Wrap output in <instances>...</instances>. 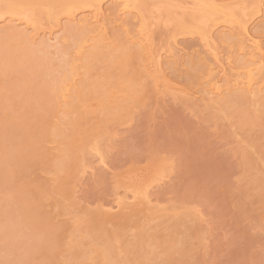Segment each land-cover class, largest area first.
I'll return each instance as SVG.
<instances>
[{
    "label": "rangeland",
    "instance_id": "obj_1",
    "mask_svg": "<svg viewBox=\"0 0 264 264\" xmlns=\"http://www.w3.org/2000/svg\"><path fill=\"white\" fill-rule=\"evenodd\" d=\"M101 1L104 9L113 4L112 0ZM250 1L224 2L235 3L239 9L250 8ZM186 2L189 1L180 4ZM235 6L232 7L237 9ZM148 9L152 11V7ZM152 12L151 22L156 23V11ZM52 16L51 20L45 19L35 10L31 24L44 30L59 15L54 11ZM160 16L159 21L166 19ZM7 21L9 14L0 5V28L9 24ZM159 23L153 30L154 51L163 53L162 57L168 49L178 53L174 62L170 60L173 63L169 64L165 58L162 61L164 71L167 66L164 78L170 83L168 89L153 87L144 74L143 63L133 52L135 49L128 47L125 35L109 26L106 42L109 48L116 42L120 51L115 54L119 55L116 63L109 65L108 61L93 59V70L79 69L75 87L81 82L91 85L94 81L102 87L93 97L84 92L79 99L68 100L76 103L79 112L86 106L83 118L78 113H67L65 106L58 109L60 104L57 106L55 100L45 105L46 108L52 105L53 113L42 111L39 118L31 114L24 116L31 123L29 131L33 134L10 137V141L24 138L30 144L19 158L1 155L8 165L1 162L0 165L3 169L6 166L4 170L8 172L0 177L3 186L0 189V264H14L18 260L23 264H264V105L263 108L258 106L260 103L256 105L258 94L253 97L255 105L252 97L238 98L234 95L236 92L232 93L235 97L232 99H224L225 95L223 99L211 98L217 102L204 98V80L199 69L208 56L200 41L195 34H182L173 39V26L165 21ZM210 25L208 22L207 26ZM250 28L251 32L260 34L257 39L260 38L258 43L264 55V32L258 33L257 25ZM112 34H118V38ZM72 44L66 38L63 48L45 52L30 46L31 59L41 57L44 61L38 59L36 63L42 64L37 65L30 57H27L29 62L24 60L23 72L27 67L38 66L33 73L24 72L31 78L17 74L20 69L11 67L6 59L11 54H22L21 49L3 51L0 75L11 73L9 82L18 87H25L29 79H33L32 86L39 85L41 75L45 81L52 78L55 82L58 73L68 68L62 59ZM225 48L227 45L221 43L218 46L223 60L231 55ZM41 70L51 76L46 73V77ZM105 73L127 76L123 88L136 94V98L125 99ZM171 88L177 90L171 91ZM10 96L9 92L1 91L0 101ZM22 98L33 106L40 99L38 95L26 97L24 93L19 94L18 99ZM101 101H110L114 114L105 115ZM23 110L21 103L6 102L0 106V118L5 113ZM56 130L64 131L69 137L57 136ZM70 143L76 148L72 150ZM4 144L13 149V144ZM94 148L103 161H99ZM69 158L75 159L61 172L55 171L63 159ZM136 171L144 174L141 183L144 180L149 186L150 209L153 205L152 210L155 209L152 212L155 215L151 213L152 222L150 217H144L149 214L146 210L136 215L125 213L119 221H106V217L103 220L108 213L106 209L128 195V184L122 178ZM44 189L50 193L43 192ZM118 238L123 242L115 241ZM106 241L109 247L103 251Z\"/></svg>",
    "mask_w": 264,
    "mask_h": 264
},
{
    "label": "bare ground",
    "instance_id": "obj_2",
    "mask_svg": "<svg viewBox=\"0 0 264 264\" xmlns=\"http://www.w3.org/2000/svg\"><path fill=\"white\" fill-rule=\"evenodd\" d=\"M166 1L167 2H163V4L161 0H112V6L109 9H104L101 0H0V5L3 6V8L9 14V21H7V23L9 24L0 28V53L3 51L10 53L11 51H14L18 48L22 50V54L18 56L11 54L6 58L11 67L21 70H19L17 74L21 76L25 75V78H31V75L28 76L24 72H32L33 70L35 71L34 67H38L35 65L42 64L36 63L39 62L38 59H41V61L44 62L42 60L43 58L41 57H32L33 59H31V52L33 51H31L32 49L30 46H35L41 52H45L50 49L59 50L60 48H63L66 43V38H69L73 42L72 46L69 47L70 52L67 55L64 54V57L62 59L63 64L68 66V68L64 69L65 71L63 70V73H58L59 76H57L56 80L54 79L55 82L52 80V78H46L45 81L44 79H42L44 75H41L42 77L41 80H39V85L36 84L32 86L31 84H33V79H29V87L27 86L28 82L27 85H24L25 87H18L14 83L9 82L12 78L11 73L0 75V92L5 91V93L9 92L11 94L9 99H6V101H0V106L5 105L6 102H9V104L11 105L21 103V106L24 109L21 113H5L0 118V128H3H1L3 134L0 137V162L4 163V165L6 166L8 165L4 161H2L1 155L3 153H6L7 155L10 154L9 158L10 156H18L17 158H19L26 152L24 151V153H22L23 150H26L29 146V141L24 138L18 140L17 142L13 140L16 143H12L13 141H10V137L22 134L27 135L28 132H30L29 127L31 126V123L24 119V116L26 114H31L35 118H39L42 111L46 112L47 114L53 113L54 109L51 108L52 105L49 107L51 109L46 108L45 105L47 103L51 104L52 101L55 102L56 100L57 106L60 104V106L57 107L58 109L65 106L64 108L66 109L67 113H78V115L80 114L83 118L86 106L84 105L82 108V112H79L77 111L78 106L76 105V103H74L73 100H68L72 97L79 99L80 95L84 92H87L89 97H93L95 93L98 92V88L102 87L101 83H98V81H94L91 85H86L81 82L78 87H75V82L80 75L79 69H81L82 72L83 69L87 72L93 70V67L91 66L93 59H96L99 62L104 60L108 61L109 65L116 63V57H118L119 55L115 54H120V51L118 49V46H116V42H114L115 45H113V47L111 48H109L110 44L108 45L106 42L107 33L109 32V26L112 28H117L118 31L116 32H120V34L122 32L126 37H124L126 41L128 40L129 42L128 47H132V49L136 50H133V52H136L141 62L143 63L144 74L152 81L153 87L155 89H160L161 87V89H168L170 87L168 86L170 83L168 84L167 80L164 78L167 66L165 67L164 71L162 69V61H165V59L173 61L178 57V53L176 54L175 52H173V50L170 49L166 50L167 52H164V57H162L163 53L159 52L158 50L154 51L153 49L152 45L154 43L152 44V42L154 38V27L160 25V23L157 25L158 22L165 21V24L168 23L169 25L171 24L173 26V34L171 35L173 39H176V37L182 34H195L202 47L204 48V52L207 54L208 60L206 59L207 61L203 64L204 66H200V68L202 69H199L202 73V76L200 77H203L202 79L204 80L202 84V86L204 85V98L209 99V101L211 100L213 102H217L212 100L211 98H215V100H217L216 98L218 97L223 99V95H225L224 99H229L230 97V99H232L233 94L236 92V94H234L235 96H247L248 98L252 97L253 100H251L253 101V104L255 102L256 105L260 103L261 105L258 106L262 107V105H264V55L262 54L263 50H261V46H259V44L261 43H258L260 38L259 40L257 39L260 34L258 36L256 32H251L250 26L256 27L257 25V27L259 26L258 33L264 32V0H252L250 1L251 4H249L250 8L242 6L243 8L239 7V9L235 6V3L234 5L233 3H225L224 1L226 0H224L223 2L222 0H187L189 2H186L185 5L180 4L181 2H184V0L180 2L178 0ZM244 1L248 2V0H243V2ZM232 6H235L237 9ZM148 7H152V11H156V14L154 13L158 17L155 20L156 23L151 22V20L153 19L151 13L153 12L149 11ZM249 9L251 10V12H249L250 14L247 13ZM35 10H38L40 15H42V17H44L45 19L51 20L54 11L59 16L54 18L52 22H49L51 24H49V26L44 28L43 30L36 28L33 26V24H31L33 12ZM177 10L180 11L179 14H177ZM83 12H86L87 14H83ZM160 15H164L163 17L166 19L159 21V18L162 19ZM208 22L211 23L210 26H207ZM60 32L64 33V35L56 34ZM261 35L263 36V34ZM112 36H116L118 38V34H112ZM115 40H117V42H120V39ZM173 43H171L170 45H173ZM220 43L222 44V46L227 45L228 51L226 52L228 54H231L230 56L227 55L229 57H226V59H224L225 61L221 58L218 52V46ZM174 46L176 45L174 44ZM227 48H225V50H227ZM128 49L129 51L131 50V48ZM123 50L125 49L123 48ZM130 52H132V50ZM174 53L176 54V56ZM179 55L181 56V52ZM22 56H25V58L20 59V57ZM27 57H30L31 60L29 58L27 59ZM25 59H27L26 62L24 61ZM34 59V63L36 64L31 67H27V70H24L23 72L22 70L24 69V64L29 62V60L33 61ZM172 61L167 62L170 64L174 62ZM128 62L129 61H127L126 63ZM122 65L124 64L122 63ZM37 72L38 71H36V74ZM41 73L45 74L46 77H48L47 74L50 75V73L47 72L46 74L45 71ZM105 74L107 80L113 81L114 87L118 89V91L123 92L122 94L126 96L125 99L129 98V96L132 99L136 98L134 96L136 94H132L130 90H125L123 88L122 83L127 76L123 74H121L122 76L119 74L114 75L111 73ZM5 80H7V82H5ZM50 81H52V83H50ZM91 86H93L94 88H91ZM172 89L173 88H171V91ZM100 91L104 93V89ZM261 92H263L262 96ZM21 93H24L26 97L31 95H38L40 97L38 102L39 104L37 103L36 105L35 103L33 106L28 99L22 98V100H19L18 97ZM183 95L188 96L187 93H184ZM254 96L255 98L258 96L257 100L255 99L256 101L253 98ZM245 101L247 100H244L243 102ZM101 104L105 106V115L108 116L110 114H114V106L109 105L110 101H108L107 103L106 101H101ZM34 111H36V113ZM56 131L57 132L55 134L57 136H61L62 138L69 137L64 135V131ZM7 142L13 144V149L7 148V146L10 147L9 145L6 146V144H4ZM73 142L74 140H72V143ZM72 143H70V148H72L73 150L76 147H73ZM94 150L97 151L98 149L94 148ZM70 158L63 159L62 162L58 164V167L56 166L57 170L55 171L61 172L63 170V167H66L67 165L69 166V164L67 163L72 162L75 159ZM97 158H99L100 162L103 161L100 155ZM100 162L98 163L101 165L105 164H102ZM73 165L74 164H72V166ZM6 166L5 168H7ZM4 169L3 166L0 165V177L1 175H6V172H8ZM9 174L11 177V172H9ZM143 175L144 174L142 172L136 171L132 174H127L122 178L123 181L128 184V195H124L123 198L117 199L114 205L112 204L111 206H109L108 210L106 209V211H108L107 214L101 211L106 215H103V220L107 218L106 221H119L120 217H122L123 214H130L129 212H131L133 215L139 214L145 210L146 213L149 212V214L154 212L155 209L152 210L154 208V205L152 209H150L152 201L150 199V193L147 190L149 186L147 187V185L143 183L144 180H142L141 183ZM1 188H3V186H1L0 184V189ZM262 188L260 189L263 190ZM45 190L46 189H44L43 192H49V190ZM158 210L159 209H157L156 211L160 212ZM152 214L151 216H147L145 214L144 217H150L149 220L150 222H152ZM99 215L102 214L100 213ZM97 218L100 219V217ZM146 220L147 222H149L148 219ZM120 223L126 224L124 221H120ZM118 225L122 226L123 224ZM0 232L2 231L0 230ZM7 232L4 233L8 234ZM4 233L1 234L5 235ZM98 234L99 233H97L96 235ZM38 235H41V232L38 233ZM139 238L140 240L143 239L142 241H146L144 237ZM110 239L112 240L111 237ZM118 240L119 238L115 239V241ZM119 241L123 242L121 241V239ZM107 246L109 247L108 241H106V244L103 246V251L105 249L108 250ZM14 264H23V262L18 260Z\"/></svg>",
    "mask_w": 264,
    "mask_h": 264
},
{
    "label": "snow or ice",
    "instance_id": "obj_3",
    "mask_svg": "<svg viewBox=\"0 0 264 264\" xmlns=\"http://www.w3.org/2000/svg\"><path fill=\"white\" fill-rule=\"evenodd\" d=\"M98 156L100 155V152L97 150V153H96ZM101 159H102V157H101Z\"/></svg>",
    "mask_w": 264,
    "mask_h": 264
}]
</instances>
